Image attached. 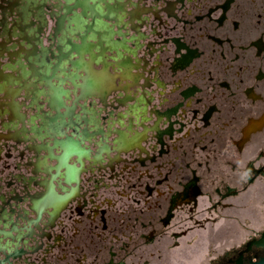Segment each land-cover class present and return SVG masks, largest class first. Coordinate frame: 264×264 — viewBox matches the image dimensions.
<instances>
[{
  "label": "flooded vegetation",
  "instance_id": "1",
  "mask_svg": "<svg viewBox=\"0 0 264 264\" xmlns=\"http://www.w3.org/2000/svg\"><path fill=\"white\" fill-rule=\"evenodd\" d=\"M263 257L264 0H0V264Z\"/></svg>",
  "mask_w": 264,
  "mask_h": 264
},
{
  "label": "rangeland",
  "instance_id": "2",
  "mask_svg": "<svg viewBox=\"0 0 264 264\" xmlns=\"http://www.w3.org/2000/svg\"><path fill=\"white\" fill-rule=\"evenodd\" d=\"M237 238L236 237H232V236H228L225 238V245H230L233 242H237Z\"/></svg>",
  "mask_w": 264,
  "mask_h": 264
},
{
  "label": "water",
  "instance_id": "3",
  "mask_svg": "<svg viewBox=\"0 0 264 264\" xmlns=\"http://www.w3.org/2000/svg\"><path fill=\"white\" fill-rule=\"evenodd\" d=\"M250 264H264V257L259 259L257 262H251Z\"/></svg>",
  "mask_w": 264,
  "mask_h": 264
}]
</instances>
